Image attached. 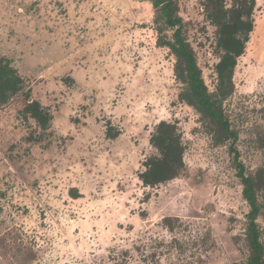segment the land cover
I'll return each instance as SVG.
<instances>
[{
  "label": "rangeland",
  "instance_id": "obj_1",
  "mask_svg": "<svg viewBox=\"0 0 264 264\" xmlns=\"http://www.w3.org/2000/svg\"><path fill=\"white\" fill-rule=\"evenodd\" d=\"M178 5L215 96L217 27L204 0ZM155 16L152 0H0V56L26 84L0 106V264L248 262L250 207L230 142L181 99ZM253 17L222 106L249 173L264 165V0ZM32 99L53 114L47 130L24 111ZM162 120L177 125L186 168L146 187Z\"/></svg>",
  "mask_w": 264,
  "mask_h": 264
},
{
  "label": "trees",
  "instance_id": "obj_2",
  "mask_svg": "<svg viewBox=\"0 0 264 264\" xmlns=\"http://www.w3.org/2000/svg\"><path fill=\"white\" fill-rule=\"evenodd\" d=\"M227 1L204 0L208 18L218 30L219 61L216 72L219 82L215 96L209 92L196 52L184 35L182 20L178 14V0H152V3L156 9L158 43L173 51L176 56V77L187 86L180 94L181 99L210 117L219 130L221 139L230 142L237 175L243 182V194L250 207L247 226L250 258L246 264H264V242L259 223L263 209L260 198L264 195V165L255 173L248 172L236 145L238 133L232 129L222 107L223 100L234 91L235 69L239 58L246 52L255 27L253 13L256 0H233L230 6ZM170 30L174 31L172 38L168 35ZM25 85L17 68L6 57L0 56V106L22 92ZM24 111L35 118L43 130L50 127L53 114L41 101L29 100ZM151 143L157 153L146 159L145 169L139 174L146 187H156L173 180L186 168L185 147L175 123L167 120L159 122L152 134ZM262 145L264 146V141Z\"/></svg>",
  "mask_w": 264,
  "mask_h": 264
}]
</instances>
